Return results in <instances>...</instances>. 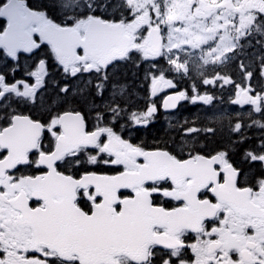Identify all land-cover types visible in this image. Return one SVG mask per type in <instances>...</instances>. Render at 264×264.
<instances>
[{
	"label": "snow or ice",
	"instance_id": "obj_1",
	"mask_svg": "<svg viewBox=\"0 0 264 264\" xmlns=\"http://www.w3.org/2000/svg\"><path fill=\"white\" fill-rule=\"evenodd\" d=\"M0 18L6 57L47 45L67 78L45 100L47 60L28 80L0 71V264H264V136L249 145L237 115L211 150L199 138L217 129L197 121L170 145L135 143L128 126L148 125L157 107L133 111L131 90L108 71L139 54L153 61V96L175 87L169 72L195 74L264 115V85L251 87L243 59L258 47L264 77V0H0ZM192 93L163 107L216 99L196 84Z\"/></svg>",
	"mask_w": 264,
	"mask_h": 264
},
{
	"label": "trees",
	"instance_id": "obj_2",
	"mask_svg": "<svg viewBox=\"0 0 264 264\" xmlns=\"http://www.w3.org/2000/svg\"><path fill=\"white\" fill-rule=\"evenodd\" d=\"M50 0H30L31 5H37L42 3H49ZM250 54V53H249ZM251 55V54H250ZM139 54H134L132 58L127 62L116 63L115 67L111 69L110 73L115 74V80L120 82L126 88H129L132 93V99L130 103L134 105L135 108L144 109L148 104L153 101V96L151 94L150 88V78H149V69H151V62L138 59ZM192 80L194 84L199 87L201 93L205 91L213 94L216 99L211 104H206L204 102H195L192 105L184 102L183 107L178 111L177 117L173 120H166L160 116L157 121L151 122L148 126L132 127V136L140 138L141 142L146 144H163L171 143L174 140V137H178V132L181 125L185 121H197V127H215L217 133L215 136H207L205 140H202L201 143L206 145L208 150L216 147L221 142H227L230 135L228 127H226V122L221 120L220 116L225 115L226 110L217 107V105H229L228 95L222 92L219 86H201L199 80L194 78H186V81ZM60 83V82H58ZM58 85V84H57ZM54 88L49 90L50 93H54ZM190 93L192 88L188 87ZM48 98V97H47ZM46 98V99H47ZM236 116L240 115L243 117L244 123L249 125V112L250 109H239L236 108ZM263 118H259L262 120ZM130 128H127L129 130ZM232 138L236 137L235 134H231ZM262 131L259 127L255 125H250L245 128V136H262ZM200 137H205V133H201ZM255 140L252 139L249 145H253ZM247 146V145H246ZM239 151H237L238 153Z\"/></svg>",
	"mask_w": 264,
	"mask_h": 264
},
{
	"label": "flooded vegetation",
	"instance_id": "obj_3",
	"mask_svg": "<svg viewBox=\"0 0 264 264\" xmlns=\"http://www.w3.org/2000/svg\"><path fill=\"white\" fill-rule=\"evenodd\" d=\"M6 24V20H4L3 18H0V30H2L3 26ZM246 49H248V46L246 45ZM251 55L250 56H243L244 59V63H253V64H260V56L262 55V53L260 52L258 47H253L251 49V51H248ZM50 53V48L47 45H42L40 49H36L35 51H33V53H25V52H21L18 54V58L17 59H13L11 57H6L3 53V50L0 49V71L7 73L9 80H12L13 78L16 80H20V79H25L28 80V72L32 71L35 69L36 64L38 63L39 59H45L48 62V68H49V62H52V64L54 66H56L58 69H60L54 59L50 58L49 54ZM254 76L252 78L251 81H248V83H250L251 87L253 89H255V91H260L261 90V85H264V77H262L260 75V70L259 68L257 69L256 72H253ZM233 74V78L236 76ZM55 74H51L49 73V75L46 77V80L48 81V85L45 89V93L43 95V98L46 100V98L50 95H52V93L49 92V90L51 89V87L55 86V80H51V78H54ZM87 79H91V77L85 78V80ZM30 82H34L30 81ZM237 83H243V79L240 81H236ZM73 83L78 84L80 83V81L76 80L73 81ZM231 92L236 93V89L235 90H231ZM246 106H250L252 108H254V106L252 105H248L246 104ZM220 108L225 109L226 113L225 115H221V117H225L223 119V122H226V127H228L229 129V123H228V119L227 117H232L233 120L236 117L235 111L233 110V108H235L234 106H221ZM22 111H27V108L22 106L21 107ZM42 111V109H41ZM39 114V113H36ZM171 113L168 114V116ZM171 116H177V113H173ZM173 121V120H172ZM264 136V135H262ZM262 136H246L247 141L251 143V140L254 139L255 141L253 142L254 145H259L260 141H261V137ZM178 137H174V140L177 139ZM200 146L201 147H206V145L203 143H201L202 140H205L204 137H200ZM237 139V137L234 138V140ZM173 140V141H174ZM134 142H138L140 141V138L135 137L133 138ZM172 141V142H173ZM169 143L170 144H172ZM252 144V143H251ZM206 150H208L206 148ZM242 159V154L240 152H236V154L234 155V160L239 161ZM242 167L245 168V170H249V165L248 164H243ZM89 170H107L106 166L104 165H100L99 168H92L90 167ZM261 170V164L256 162V163H252L251 164V171L252 172H259Z\"/></svg>",
	"mask_w": 264,
	"mask_h": 264
},
{
	"label": "water",
	"instance_id": "obj_4",
	"mask_svg": "<svg viewBox=\"0 0 264 264\" xmlns=\"http://www.w3.org/2000/svg\"><path fill=\"white\" fill-rule=\"evenodd\" d=\"M175 92H178V91L171 92V93H169L167 96L173 95ZM167 96H166V97H167ZM163 102H164V101H163ZM180 102H181V101H180ZM180 102L177 104V107H176V108H169V109H165L164 107H163V108H164L165 111L175 110V109H177V108L179 107Z\"/></svg>",
	"mask_w": 264,
	"mask_h": 264
},
{
	"label": "rangeland",
	"instance_id": "obj_5",
	"mask_svg": "<svg viewBox=\"0 0 264 264\" xmlns=\"http://www.w3.org/2000/svg\"><path fill=\"white\" fill-rule=\"evenodd\" d=\"M169 78V77H168ZM169 79H172V78H169ZM173 80V83H174V85H175V87L177 86V83L174 81V79H172ZM167 89H169V88H162L159 92L160 93H162L163 91H165V90H167ZM192 102V100H189L188 102Z\"/></svg>",
	"mask_w": 264,
	"mask_h": 264
}]
</instances>
